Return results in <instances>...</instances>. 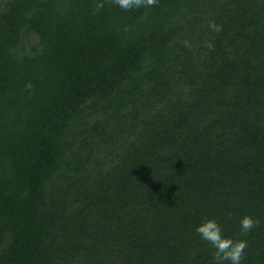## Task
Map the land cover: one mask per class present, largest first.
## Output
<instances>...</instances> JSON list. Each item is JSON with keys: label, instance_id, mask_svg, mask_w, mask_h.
<instances>
[{"label": "trees", "instance_id": "16d2710c", "mask_svg": "<svg viewBox=\"0 0 264 264\" xmlns=\"http://www.w3.org/2000/svg\"><path fill=\"white\" fill-rule=\"evenodd\" d=\"M203 217L264 264V0H0V264H215Z\"/></svg>", "mask_w": 264, "mask_h": 264}, {"label": "clouds", "instance_id": "9594fccd", "mask_svg": "<svg viewBox=\"0 0 264 264\" xmlns=\"http://www.w3.org/2000/svg\"><path fill=\"white\" fill-rule=\"evenodd\" d=\"M158 0H114V3L121 9L129 10L141 6L151 7ZM103 7L102 3L97 4V10ZM209 27L219 32L221 26L215 22H210ZM207 46L213 45L208 42ZM258 223L251 215H244L240 218V231L247 233ZM195 231L200 237L207 241L215 249V264H241L244 257V250L247 247V241L244 239L233 238L225 234L221 223L216 218L203 217L201 222L196 226Z\"/></svg>", "mask_w": 264, "mask_h": 264}]
</instances>
